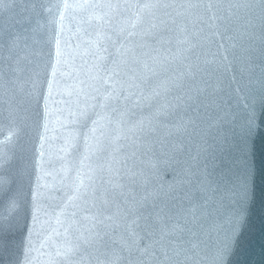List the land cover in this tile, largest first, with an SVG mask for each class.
I'll return each mask as SVG.
<instances>
[{
    "label": "water",
    "instance_id": "water-1",
    "mask_svg": "<svg viewBox=\"0 0 264 264\" xmlns=\"http://www.w3.org/2000/svg\"><path fill=\"white\" fill-rule=\"evenodd\" d=\"M36 2L0 0V118H24L11 172L26 199L0 232V264H127L117 257L146 226L159 232L180 208L212 196L209 175L222 186L203 241L218 244L233 228L235 201L224 185L244 167V105L264 91V12L230 5L261 0H100L120 7L93 11L101 20L75 13L63 21L56 104L44 67L56 25L33 13ZM145 2L171 7H125ZM208 2L219 7H186ZM38 20L39 78L22 61L13 85L5 41ZM247 165L250 195L229 264H264V132Z\"/></svg>",
    "mask_w": 264,
    "mask_h": 264
},
{
    "label": "snow or ice",
    "instance_id": "snow-or-ice-1",
    "mask_svg": "<svg viewBox=\"0 0 264 264\" xmlns=\"http://www.w3.org/2000/svg\"><path fill=\"white\" fill-rule=\"evenodd\" d=\"M30 7L40 20L46 21L49 25H56L54 35H51L47 41L51 45V50L47 53L48 61L44 65L48 77V98L52 100L53 104H56L58 102L52 98L55 95H62L55 90L56 77L64 75L61 72V67L64 63L65 53L59 39L63 30V21L69 18L75 20V13L88 14L89 21L92 19L101 20L102 15L94 16L93 11L120 7V5L101 3L100 0H54V2L37 0ZM125 7L147 10L171 7V5L145 2L136 5H125ZM186 7L212 10L218 8L219 5L211 2L189 3ZM230 7H259L264 12V0H261L259 5H230ZM42 27L43 25L38 20L36 26L30 27L22 35L11 34L6 39L5 49L8 55L5 57L7 68L4 75L15 77V79L9 81L13 85L17 83L20 73L25 70L21 67L22 61H27V64L31 65L28 71L32 77L39 78L40 60L43 53L37 50L40 41L35 39L34 35ZM21 41L24 42L23 55H19L17 51L20 48ZM33 84H35V79ZM68 94L70 95V93ZM239 129L241 137L240 151L244 157V167L238 175L233 179H229L227 185H224L226 191L231 193L232 199L235 201L232 209L233 228L230 234L226 235L211 249H208L203 241V235L207 227L206 222L212 215L210 201L222 186L220 182H214L209 175L204 182V188L212 196L206 197L201 204L186 209L180 208L171 218V222L161 228L159 232L153 230L151 225L146 226L140 241L127 246V256L117 257V259H125L127 264H206L208 259H211L212 264H229L235 230L243 223L245 206L250 195V169L247 165V155L254 138L264 132V91L254 93L247 98ZM23 131L24 118L20 115L10 112L0 118V205L3 206L7 214L0 217V232L8 230L6 227L8 216H17L26 205L23 190L17 185L16 177L11 172L14 159L13 148L19 142ZM33 200H35V193H33ZM72 252L73 248L69 247L64 255L67 256Z\"/></svg>",
    "mask_w": 264,
    "mask_h": 264
}]
</instances>
